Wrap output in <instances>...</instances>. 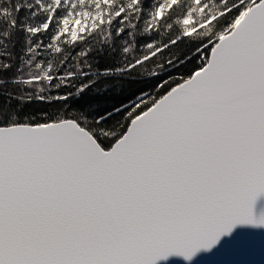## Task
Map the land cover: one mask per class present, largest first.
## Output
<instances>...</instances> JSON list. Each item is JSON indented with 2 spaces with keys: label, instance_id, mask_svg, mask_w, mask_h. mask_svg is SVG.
I'll return each mask as SVG.
<instances>
[{
  "label": "snow or ice",
  "instance_id": "6c2138e0",
  "mask_svg": "<svg viewBox=\"0 0 264 264\" xmlns=\"http://www.w3.org/2000/svg\"><path fill=\"white\" fill-rule=\"evenodd\" d=\"M36 3L48 18L21 29L16 72L28 71L11 83L47 94L0 105V264H226L264 250V0ZM113 25L127 45L114 71L151 64L153 79L89 116L73 101L96 81L70 61L79 72ZM8 43L0 26V71L16 59ZM178 43L188 51L166 55ZM34 100L44 107L25 111Z\"/></svg>",
  "mask_w": 264,
  "mask_h": 264
},
{
  "label": "trees",
  "instance_id": "16d2710c",
  "mask_svg": "<svg viewBox=\"0 0 264 264\" xmlns=\"http://www.w3.org/2000/svg\"><path fill=\"white\" fill-rule=\"evenodd\" d=\"M44 2L47 4L50 0H44ZM90 2L91 0H86V3L81 5V7L84 8L89 6ZM145 2L146 4H151L153 0H145ZM67 6L68 0H65L63 7L67 8ZM0 8L8 12V15H4L2 17V22H0V26H7L9 35L7 52L16 58L13 62L12 69L0 71V78L9 81L0 86V105L9 103V93L13 96H22L25 92L30 91L33 96L37 94L46 95V91L39 92L38 88L35 86L31 89H27L11 83V80L17 75L26 74L28 71L27 65H25L24 73L18 74L16 72V66L20 63V46L24 44L30 35L27 32L21 31V29L36 26L46 21L48 18L47 13L40 10L36 0H2V2H0ZM12 22H15V27L12 26ZM115 27V25L105 26L91 38L92 53L86 57H77L80 63L79 72L75 67L76 61H70L73 65L70 71L75 73V79L77 81L81 78V72L91 73L90 76L84 77L85 80L93 79L96 81L93 88H89L82 96L73 101L77 108L81 111H86V114L89 116L102 115L105 112H110L113 108H116L124 102H130V97L133 93H139L141 89L148 90L149 83L153 79L148 75L153 68L151 64L146 65L143 69H137L131 74L132 78H128L126 74L116 73L114 71L115 68L120 67L125 62L126 57L122 49L127 46L121 43L119 38L115 36ZM131 31H133V36L128 39V45H131L138 37V32L136 30ZM187 51L186 45L178 43L172 48L171 52L166 53V55L174 54L180 56ZM191 54V52H188V55ZM24 58L25 60L31 59V55H26ZM40 58L41 57H37V61H34L33 64L38 62ZM0 59L6 58L0 57ZM43 59L45 61H52L53 65L57 66L60 57L52 52H47L43 54ZM85 60L91 65L90 68L84 66ZM109 68L113 69V71L111 74L105 75L106 70ZM41 87L46 88L44 84H41ZM10 103L11 107L15 108L20 104V101L11 99ZM39 107H44V105L34 100L31 105H26L24 110L30 111Z\"/></svg>",
  "mask_w": 264,
  "mask_h": 264
},
{
  "label": "water",
  "instance_id": "95a60500",
  "mask_svg": "<svg viewBox=\"0 0 264 264\" xmlns=\"http://www.w3.org/2000/svg\"><path fill=\"white\" fill-rule=\"evenodd\" d=\"M224 260L226 264H264V250L257 249L250 254L226 257Z\"/></svg>",
  "mask_w": 264,
  "mask_h": 264
}]
</instances>
